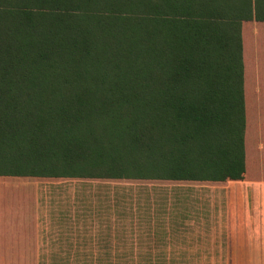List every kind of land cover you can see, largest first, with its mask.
I'll return each mask as SVG.
<instances>
[{
    "label": "trees",
    "instance_id": "obj_1",
    "mask_svg": "<svg viewBox=\"0 0 264 264\" xmlns=\"http://www.w3.org/2000/svg\"><path fill=\"white\" fill-rule=\"evenodd\" d=\"M245 22L264 0H0V176L242 180Z\"/></svg>",
    "mask_w": 264,
    "mask_h": 264
},
{
    "label": "rangeland",
    "instance_id": "obj_2",
    "mask_svg": "<svg viewBox=\"0 0 264 264\" xmlns=\"http://www.w3.org/2000/svg\"><path fill=\"white\" fill-rule=\"evenodd\" d=\"M241 37L243 179H264V23H242ZM235 114L230 112L228 120ZM29 181L54 186L53 210L59 217H74L83 231L100 234L99 239H88L89 246L105 248L107 264H217L216 255L213 263V183L236 182L136 177Z\"/></svg>",
    "mask_w": 264,
    "mask_h": 264
},
{
    "label": "crops",
    "instance_id": "obj_3",
    "mask_svg": "<svg viewBox=\"0 0 264 264\" xmlns=\"http://www.w3.org/2000/svg\"><path fill=\"white\" fill-rule=\"evenodd\" d=\"M32 179L0 176V264H107L106 249L89 246L100 234L59 217L55 187ZM215 255L217 264H264L263 178L213 183Z\"/></svg>",
    "mask_w": 264,
    "mask_h": 264
}]
</instances>
